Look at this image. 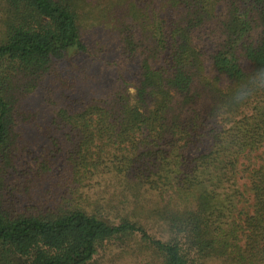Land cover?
<instances>
[{"label":"trees","instance_id":"obj_1","mask_svg":"<svg viewBox=\"0 0 264 264\" xmlns=\"http://www.w3.org/2000/svg\"><path fill=\"white\" fill-rule=\"evenodd\" d=\"M161 7L147 26L117 23L140 68L134 103L117 84L59 102L60 85L83 84L57 64L88 49L85 1L0 0V264H91L114 247L128 264H264V88L230 99L264 68V0ZM199 46L227 89L206 79ZM23 81L44 91L48 127L72 132L57 179L59 155L25 162L30 126L42 127Z\"/></svg>","mask_w":264,"mask_h":264},{"label":"rangeland","instance_id":"obj_2","mask_svg":"<svg viewBox=\"0 0 264 264\" xmlns=\"http://www.w3.org/2000/svg\"><path fill=\"white\" fill-rule=\"evenodd\" d=\"M85 8L81 9V15L85 18V25L87 26L83 36L84 43L88 49L86 51L73 52L72 56H68V61L71 63V68L66 64V59H59L57 67L60 68L63 75L78 82H82L81 91L68 88L67 85H60L56 92V99L59 102L78 99L82 91H89L90 87L94 92L103 91L104 87L112 88L117 84V88L121 89L131 103L135 102V94L137 93L136 85L140 83V68L134 62L132 57L123 54V48L120 42L118 21L126 18L128 22L135 24V22L142 17V23L147 26V23H152V19L145 16L146 14L152 17L154 8L161 7L167 0H84ZM118 19L116 22H114ZM199 48L205 54V69L203 70L206 79L212 82L215 86H221L227 89L231 86L230 82L224 79L218 80L214 77L211 62L209 61L210 53L213 49L208 47ZM166 58H170L169 52H166ZM247 66V65H246ZM24 83V81H23ZM23 90L19 96L23 106L27 111H39L37 106L40 103V97L44 95V91H30ZM28 89V88H27ZM88 98L94 96L95 93H87ZM66 96V97H65ZM41 106V105H39ZM38 122L41 124V129L38 126L35 129V135L28 138L30 146L28 149H23L25 162L29 161L30 166L38 164L37 159L55 157L59 155V159L52 163L51 178H58L59 172L63 169L71 168L70 160H68L67 151L74 150L73 143L66 136V133L71 132L68 127L62 125H52L48 127L46 115L37 114ZM21 119V118H20ZM36 122L34 119H29ZM17 122V120H16ZM26 122L21 119L20 124ZM220 119L217 118L212 125L219 124ZM31 132V129H30ZM72 133V132H71ZM210 146L206 142L202 149ZM24 160H20L21 168L24 167ZM25 164V166H29ZM49 176V175H48ZM24 179V178H23ZM108 181V180H107ZM44 184V183H43ZM107 184V183H106ZM86 188V187H85ZM83 188V189H85ZM112 191H115L113 187ZM134 245V244H132ZM124 247H114L113 249L102 250L100 254L91 264H128L131 259L128 253H123ZM129 249V248H128Z\"/></svg>","mask_w":264,"mask_h":264},{"label":"clouds","instance_id":"obj_3","mask_svg":"<svg viewBox=\"0 0 264 264\" xmlns=\"http://www.w3.org/2000/svg\"><path fill=\"white\" fill-rule=\"evenodd\" d=\"M260 88H264V68L256 72L244 84L237 87L231 96V102L234 104L245 101L252 93Z\"/></svg>","mask_w":264,"mask_h":264}]
</instances>
